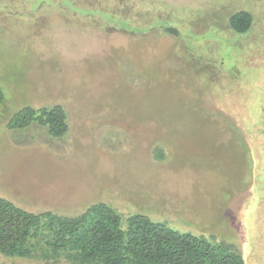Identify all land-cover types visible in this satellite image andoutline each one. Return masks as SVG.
Instances as JSON below:
<instances>
[{
	"label": "rangeland",
	"instance_id": "374dc122",
	"mask_svg": "<svg viewBox=\"0 0 264 264\" xmlns=\"http://www.w3.org/2000/svg\"><path fill=\"white\" fill-rule=\"evenodd\" d=\"M239 10L244 35L226 27ZM0 87V196L66 216L106 203L264 264V1L0 0ZM57 104L63 136L8 127Z\"/></svg>",
	"mask_w": 264,
	"mask_h": 264
},
{
	"label": "trees",
	"instance_id": "16d2710c",
	"mask_svg": "<svg viewBox=\"0 0 264 264\" xmlns=\"http://www.w3.org/2000/svg\"><path fill=\"white\" fill-rule=\"evenodd\" d=\"M253 23L250 11L239 10L229 18L226 27L234 34L244 35ZM173 33L174 28L164 31L166 35ZM5 102L0 87V108ZM213 118L217 120L216 116ZM33 122L47 126L54 136H63L69 128L66 111L59 104L40 110L24 107L8 119V127H27ZM247 151L245 145L238 147L237 155L245 166L251 167L252 157L246 163ZM0 252L9 259L43 264H245L243 255L227 243L181 232L146 215L124 218L106 203L93 204L77 216H66L28 211L2 196Z\"/></svg>",
	"mask_w": 264,
	"mask_h": 264
},
{
	"label": "flooded vegetation",
	"instance_id": "af4514ba",
	"mask_svg": "<svg viewBox=\"0 0 264 264\" xmlns=\"http://www.w3.org/2000/svg\"><path fill=\"white\" fill-rule=\"evenodd\" d=\"M256 1H264V0H256Z\"/></svg>",
	"mask_w": 264,
	"mask_h": 264
}]
</instances>
